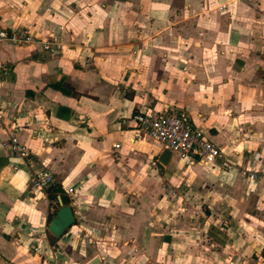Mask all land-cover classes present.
<instances>
[{
	"label": "crops",
	"instance_id": "crops-1",
	"mask_svg": "<svg viewBox=\"0 0 264 264\" xmlns=\"http://www.w3.org/2000/svg\"><path fill=\"white\" fill-rule=\"evenodd\" d=\"M2 28L61 47L0 39V264H264V0H0ZM166 107L221 157L161 164L132 116ZM174 176L198 196L163 205Z\"/></svg>",
	"mask_w": 264,
	"mask_h": 264
},
{
	"label": "built area",
	"instance_id": "built-area-1",
	"mask_svg": "<svg viewBox=\"0 0 264 264\" xmlns=\"http://www.w3.org/2000/svg\"><path fill=\"white\" fill-rule=\"evenodd\" d=\"M0 39L17 45L39 44L42 50L50 53H56L61 47L53 39L38 38L28 28H16L9 31L2 28ZM132 119L136 130L170 149L171 154H175L180 167L188 166L194 161L211 163L221 157L220 149L215 143L208 140L201 131L191 128L189 115L183 109L166 107L155 112L139 111L133 114ZM7 147L16 157L24 158L28 152L27 147L15 136L9 138ZM262 170L264 172V169ZM244 173H247L248 179L257 178V170L253 167L245 170ZM29 182L35 190L44 191L52 184L53 174L48 170H41L32 174ZM175 190L177 189H173L174 192ZM73 191L72 187L66 189V192L71 195ZM180 196L182 195L179 194ZM33 241L35 245L31 246V249L36 251L41 248L43 239L35 238Z\"/></svg>",
	"mask_w": 264,
	"mask_h": 264
},
{
	"label": "water",
	"instance_id": "water-1",
	"mask_svg": "<svg viewBox=\"0 0 264 264\" xmlns=\"http://www.w3.org/2000/svg\"><path fill=\"white\" fill-rule=\"evenodd\" d=\"M170 156V149L164 147L158 156V161L165 165L168 162ZM59 205V208L46 226L47 231L54 237H60L64 231L75 221V216L70 204H64L62 200L59 199Z\"/></svg>",
	"mask_w": 264,
	"mask_h": 264
},
{
	"label": "rangeland",
	"instance_id": "rangeland-1",
	"mask_svg": "<svg viewBox=\"0 0 264 264\" xmlns=\"http://www.w3.org/2000/svg\"><path fill=\"white\" fill-rule=\"evenodd\" d=\"M172 167H173V169L176 170V165H174V166H172ZM185 167H186V166H185ZM185 167H183V168H185ZM175 172H176V171H175ZM176 176H177V175H176ZM176 176H174L175 179L178 178V177H176ZM174 178H173V179L171 178V180L166 181V182L163 181V184H164V187H165V190H164V193H165L164 199H165V200H163V205H168L169 203H171V202L173 203V202H175V201H177V202L180 203V204H184V203H186V202H185V200H186V196H187V197H189V196L194 197V196L197 195L196 193L190 191V188H189V187H187L186 189L180 187V185H179L180 181H182V183H183V185H184V179H183V178H180V177H179L180 180H179V178H178V179L175 181V183L172 184L173 181L175 180ZM173 189H177V190H175V192H174ZM179 194H181L182 196L179 197ZM197 196H198V195H197ZM162 198H163V197H162ZM167 203H168V204H167ZM199 203H200V202H199ZM199 203H198V204H199Z\"/></svg>",
	"mask_w": 264,
	"mask_h": 264
},
{
	"label": "trees",
	"instance_id": "trees-1",
	"mask_svg": "<svg viewBox=\"0 0 264 264\" xmlns=\"http://www.w3.org/2000/svg\"><path fill=\"white\" fill-rule=\"evenodd\" d=\"M51 196V198H54L55 199V196L54 195H49ZM49 235V238H50V241L51 242H54L56 238H54L52 235L48 234ZM260 255L262 257V259L264 260V244L262 245L261 247V250H260Z\"/></svg>",
	"mask_w": 264,
	"mask_h": 264
}]
</instances>
